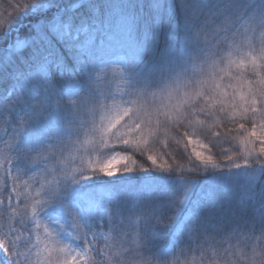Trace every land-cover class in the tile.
Listing matches in <instances>:
<instances>
[{
    "label": "snow or ice",
    "instance_id": "obj_1",
    "mask_svg": "<svg viewBox=\"0 0 264 264\" xmlns=\"http://www.w3.org/2000/svg\"><path fill=\"white\" fill-rule=\"evenodd\" d=\"M0 120V169L28 177L44 228L21 246L0 226V264H264V180L222 205L226 218L204 210L180 233L188 187L165 194L166 216L157 194L129 207L103 187L135 172L134 157L189 186L152 154L170 130L196 175L220 168L202 150L236 125L244 163L227 155L224 169L264 170V0H141L111 15L106 0H0Z\"/></svg>",
    "mask_w": 264,
    "mask_h": 264
},
{
    "label": "trees",
    "instance_id": "obj_2",
    "mask_svg": "<svg viewBox=\"0 0 264 264\" xmlns=\"http://www.w3.org/2000/svg\"><path fill=\"white\" fill-rule=\"evenodd\" d=\"M71 6L78 2V0H67ZM109 5V14H114L120 11H136L141 0H106ZM121 84L118 78L111 81L112 90L115 91L116 85ZM197 119H203L201 116H197ZM228 127H232L228 125ZM236 131L230 133L229 138L219 139L214 141L215 147L212 143L207 144V148L203 149V155H213L216 163L220 164V168H213L208 166L207 171H201L198 175L191 172L190 165L184 160H179L175 156V141L172 139L174 133L170 130L167 137L161 135L160 146L153 149L152 154L157 157V164H162L164 168H168L169 165L176 163L181 164L184 167L185 175L189 177L190 185H183L180 183V177L172 172H161L155 165H151V161L144 164L141 160L134 157L137 160V170L130 174H124L116 179L104 178L106 183L103 187L108 190L119 192V196L127 203L129 207H138L143 203V199L146 194L153 193L161 196L160 206L156 208V211L162 215H167L168 208L164 203L165 194H175L183 191L185 187L189 188L188 198L185 201V207L183 212L177 216L173 221V229L176 233H180L185 230L192 220L201 211L207 210L210 216L216 219L226 218L227 213L224 211L222 205H226L229 201L235 202L236 200L248 196L252 193L257 186L264 180V170L259 167L244 168L241 169H224V165L230 163L227 160V155H233L238 162L243 165L244 158L242 155H237V149L239 148L241 153L243 149L240 147V131L238 125L235 126ZM250 127V125H246ZM221 132H225L228 128L221 125L219 129ZM6 131V125L3 120H0V136H3ZM194 139H202L199 136ZM207 143V142H205ZM165 145H171L167 147V151L172 155V159L163 155ZM0 145V149H2ZM180 147H184L182 141ZM211 149V152L208 151ZM192 146L188 145L187 153L190 155ZM201 150V149H197ZM98 154H93V159ZM146 159V157H145ZM194 160V156L191 157ZM167 160L168 164H164ZM151 165V167H150ZM85 167L87 162L85 161ZM203 167V165H201ZM144 168H148V171H143ZM16 176V172L13 170L10 176H5L0 169V226L7 223L15 225L16 229L20 232L21 246L26 238L31 236L35 241L36 234L39 233L41 238L44 236V228L36 227L35 220L32 213V203L34 199L29 196V188H25L23 184L24 179H28L27 176L21 180L13 181L12 177ZM50 178V177H49ZM30 180L29 185L32 189L37 187V180ZM16 188V192L19 193L17 201H12V207H8L9 199L12 198V188ZM102 187V186H97ZM36 216L40 217V207L36 208ZM46 223V221H45ZM51 227V225H49ZM6 230V229H5ZM67 242V241H66Z\"/></svg>",
    "mask_w": 264,
    "mask_h": 264
},
{
    "label": "rangeland",
    "instance_id": "obj_3",
    "mask_svg": "<svg viewBox=\"0 0 264 264\" xmlns=\"http://www.w3.org/2000/svg\"><path fill=\"white\" fill-rule=\"evenodd\" d=\"M118 168H119V166H118ZM117 178V177H116ZM116 178H111V179H116ZM18 193L15 191V192H12V198L11 199H9V201L10 202H12V201H17V198H18V195H17Z\"/></svg>",
    "mask_w": 264,
    "mask_h": 264
}]
</instances>
